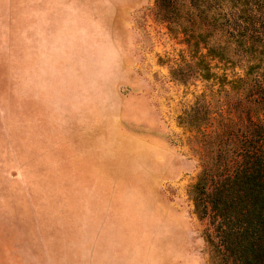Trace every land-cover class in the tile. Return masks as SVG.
Returning a JSON list of instances; mask_svg holds the SVG:
<instances>
[{
	"label": "rangeland",
	"instance_id": "rangeland-1",
	"mask_svg": "<svg viewBox=\"0 0 264 264\" xmlns=\"http://www.w3.org/2000/svg\"><path fill=\"white\" fill-rule=\"evenodd\" d=\"M78 6L102 20L118 66L102 106L59 119L16 91L8 70L15 17L0 11L1 237L21 235L23 244L10 249L40 252L35 264L106 256L128 264H207L210 224L188 194L201 167L183 122L204 80L188 70L189 52L155 16L153 0ZM183 62V74L170 73Z\"/></svg>",
	"mask_w": 264,
	"mask_h": 264
},
{
	"label": "trees",
	"instance_id": "trees-1",
	"mask_svg": "<svg viewBox=\"0 0 264 264\" xmlns=\"http://www.w3.org/2000/svg\"><path fill=\"white\" fill-rule=\"evenodd\" d=\"M153 12L204 80L183 122L201 167L188 194L210 224L207 264H264V0H153Z\"/></svg>",
	"mask_w": 264,
	"mask_h": 264
},
{
	"label": "clouds",
	"instance_id": "clouds-1",
	"mask_svg": "<svg viewBox=\"0 0 264 264\" xmlns=\"http://www.w3.org/2000/svg\"><path fill=\"white\" fill-rule=\"evenodd\" d=\"M15 17L9 73L19 95L42 101L53 119L103 105L119 54L102 20L78 0H0Z\"/></svg>",
	"mask_w": 264,
	"mask_h": 264
},
{
	"label": "crops",
	"instance_id": "crops-1",
	"mask_svg": "<svg viewBox=\"0 0 264 264\" xmlns=\"http://www.w3.org/2000/svg\"><path fill=\"white\" fill-rule=\"evenodd\" d=\"M6 237H1L0 234V264H35L36 262H39V257L40 252L35 254L33 251H26L25 249L18 248V249H10V245H18L20 246L23 244L22 241L23 239L19 238L21 235H11V234H6L3 235ZM18 236V237H16ZM27 239L25 243H27ZM126 251V250H125ZM37 253V252H36ZM47 256V255H46ZM99 257V256H97ZM110 257V256H109ZM106 256L104 259H94V260H89L87 264H125L128 262L125 261L124 259L118 260V261H113V259L108 260L109 258ZM100 258V257H99ZM44 261V259H41V262ZM117 262V263H116ZM44 264V262H42ZM73 264H82L80 260H74Z\"/></svg>",
	"mask_w": 264,
	"mask_h": 264
}]
</instances>
